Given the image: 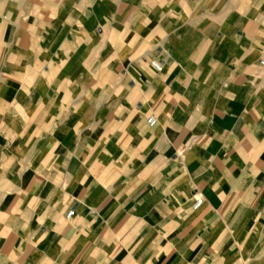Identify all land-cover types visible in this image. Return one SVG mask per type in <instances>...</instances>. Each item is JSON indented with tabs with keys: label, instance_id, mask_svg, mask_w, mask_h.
Masks as SVG:
<instances>
[{
	"label": "crops",
	"instance_id": "1",
	"mask_svg": "<svg viewBox=\"0 0 264 264\" xmlns=\"http://www.w3.org/2000/svg\"><path fill=\"white\" fill-rule=\"evenodd\" d=\"M262 61L264 0H0V264H264Z\"/></svg>",
	"mask_w": 264,
	"mask_h": 264
},
{
	"label": "built area",
	"instance_id": "2",
	"mask_svg": "<svg viewBox=\"0 0 264 264\" xmlns=\"http://www.w3.org/2000/svg\"><path fill=\"white\" fill-rule=\"evenodd\" d=\"M261 63L264 66V61H262ZM149 65L153 69V71L156 72V73H159V72H161L163 70V63H162L161 59H159V58H152V59H150ZM148 123L150 125H153L155 123L154 117H150L148 119ZM203 203H204L203 197H201V196L198 197L196 199V201L194 202V204H193V209L196 210V209L200 208ZM73 214H74V211L73 210H70L67 213V215H66V219H71L72 216H73Z\"/></svg>",
	"mask_w": 264,
	"mask_h": 264
}]
</instances>
